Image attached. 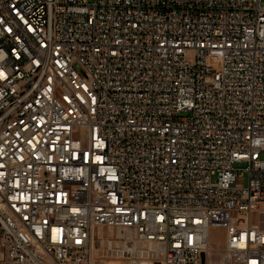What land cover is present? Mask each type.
<instances>
[{
    "label": "built area",
    "instance_id": "2783aa9c",
    "mask_svg": "<svg viewBox=\"0 0 264 264\" xmlns=\"http://www.w3.org/2000/svg\"><path fill=\"white\" fill-rule=\"evenodd\" d=\"M262 205L264 0H0V264H264Z\"/></svg>",
    "mask_w": 264,
    "mask_h": 264
},
{
    "label": "rangeland",
    "instance_id": "374dc122",
    "mask_svg": "<svg viewBox=\"0 0 264 264\" xmlns=\"http://www.w3.org/2000/svg\"><path fill=\"white\" fill-rule=\"evenodd\" d=\"M247 167L246 164H241L238 165L236 168L240 170H245ZM247 181H248V174L246 172H243L241 177L239 178L237 182L238 187H246L247 186ZM264 205L260 207V209L256 212L255 218L256 220H261L263 223L262 228L264 229ZM210 243L212 245V248L217 252V251H223L226 243V231L223 228H213L210 232ZM96 249L93 251V256H92V264H121L118 263L117 261L113 260H106L103 261L100 258V251L97 248H101V245H97L95 247ZM218 253H215V255L218 258Z\"/></svg>",
    "mask_w": 264,
    "mask_h": 264
},
{
    "label": "water",
    "instance_id": "95a60500",
    "mask_svg": "<svg viewBox=\"0 0 264 264\" xmlns=\"http://www.w3.org/2000/svg\"><path fill=\"white\" fill-rule=\"evenodd\" d=\"M205 254H202V264H204Z\"/></svg>",
    "mask_w": 264,
    "mask_h": 264
},
{
    "label": "bare ground",
    "instance_id": "6f19581e",
    "mask_svg": "<svg viewBox=\"0 0 264 264\" xmlns=\"http://www.w3.org/2000/svg\"><path fill=\"white\" fill-rule=\"evenodd\" d=\"M262 214H264V213H262Z\"/></svg>",
    "mask_w": 264,
    "mask_h": 264
}]
</instances>
